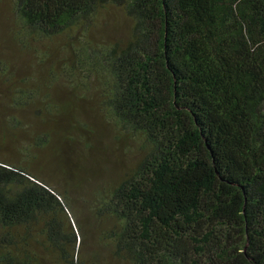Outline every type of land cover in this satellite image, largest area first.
<instances>
[{"label":"trees","instance_id":"trees-1","mask_svg":"<svg viewBox=\"0 0 264 264\" xmlns=\"http://www.w3.org/2000/svg\"><path fill=\"white\" fill-rule=\"evenodd\" d=\"M0 2V264H264V0Z\"/></svg>","mask_w":264,"mask_h":264},{"label":"rangeland","instance_id":"rangeland-1","mask_svg":"<svg viewBox=\"0 0 264 264\" xmlns=\"http://www.w3.org/2000/svg\"><path fill=\"white\" fill-rule=\"evenodd\" d=\"M3 3L0 2V12L3 13ZM105 21L108 22V26L105 27V31L107 29L117 28V30L123 28L125 24V20L121 18L116 10H108V12H105L104 14ZM97 35V34H96ZM97 39V37H94ZM17 63L20 66H25L27 64V57L24 55H21L18 57ZM49 95L54 98L53 91H48ZM90 114V113H89ZM89 117V115H88ZM89 122L92 124L94 123L97 127V131L99 130V119L98 117H89ZM113 133L109 130H105L103 132V138L101 139V142L96 141V136H93L92 143L94 149H92L91 156L89 157V161L94 158V162L102 163L106 161V163L110 164V166H114L116 164H121L124 168L130 166L134 159H135V152L133 149L126 150V147L128 145L127 142L121 143L119 146L116 145V142L112 140ZM61 172V168L57 169V173L59 174Z\"/></svg>","mask_w":264,"mask_h":264}]
</instances>
